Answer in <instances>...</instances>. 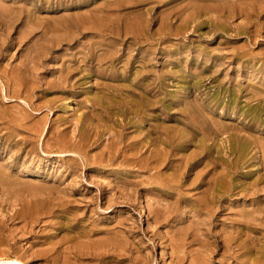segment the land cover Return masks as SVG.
I'll use <instances>...</instances> for the list:
<instances>
[{
  "label": "rangeland",
  "instance_id": "rangeland-1",
  "mask_svg": "<svg viewBox=\"0 0 264 264\" xmlns=\"http://www.w3.org/2000/svg\"><path fill=\"white\" fill-rule=\"evenodd\" d=\"M0 12H2V14L0 13V61L2 60L0 62V67H2L0 71L2 70L3 72H0V97L3 98H0V183L3 180V182L8 184L4 185L3 183V186H0V222L3 223H0V228L3 227L0 229V236L4 233L0 238V264H12L7 261V258L16 257L18 255H20L18 257L23 259L26 264H62L61 262H63V264H67L69 263V258L81 259L82 257L83 261H81L82 259H78V261L75 260V262H73L74 259L73 261L69 259L70 264H77L78 262L80 264H115L116 262V264H143L144 262L146 264H176V260L173 255L174 241L175 243H178L180 240H182V238L184 239L185 236V238H187L183 240L186 244L185 251L189 253L191 250L189 254H194L195 252L198 253V250L202 251L204 245L201 247V249L198 248V246L204 244L203 241L207 237L208 239L210 238V242L214 240V244H218V242H216L215 236H217V240H231L232 237L235 242L237 241L235 243L231 240L234 243H232V245H234L233 248L235 249H230V251L232 250L231 252L229 249H227L229 252H225V257H227L225 260L228 259V262H232L233 264H250L249 256L246 254L248 250L247 244L249 242H246L247 240L245 238L248 236L249 232V237L251 239L255 237L252 239V241L254 243L253 245H257L254 247L257 248L256 250L260 255L259 263L264 264V260H262L264 259V230H261L264 228V220H262L264 218V206L262 207V204H264V188H262L264 187V0H0ZM6 40L7 42H5ZM2 44L5 46L7 45L5 49L3 48L4 46H2ZM37 47H39V49ZM34 53L36 55L42 56V58L36 56ZM44 53L46 56L43 55ZM28 56H36L37 58L32 57V60H29L30 57L27 58ZM93 56H95L94 58L96 60L92 58ZM33 58L34 63L32 62ZM37 59L41 61H35ZM21 60L25 65L24 67H22L23 64H21ZM25 60H27L28 64L25 63ZM35 63L37 66L34 65ZM67 63L70 64L68 65ZM17 64L20 65V67ZM27 65L29 68H27ZM39 66H41V68ZM64 66L66 67L65 69ZM3 67L6 68L4 69ZM85 67L87 68L85 69ZM8 70H10L11 73ZM13 70L15 71L12 72ZM25 71L27 72L26 75ZM58 74L61 75L58 76ZM64 75H66V78ZM80 75L81 77H79ZM29 76L31 78H28ZM55 76L62 77L55 78ZM33 77L36 79V81ZM41 77L43 79L45 78L44 82H38L39 79L43 80ZM2 79H6V82ZM76 80L78 84L75 82ZM60 81L62 83H60ZM70 81L72 82L70 83ZM149 82H151L152 85H149ZM48 83H50L52 86L48 87L50 85ZM33 84L36 88L33 86ZM55 84L59 86V88L56 87ZM6 86H9V88ZM26 87L28 88L26 89ZM31 90L33 91L31 92ZM131 94L133 96H131ZM16 95L18 96L16 97ZM33 95L35 97H33ZM10 97L13 100L10 99ZM94 97L96 99H94ZM44 100L47 101L45 102ZM95 101L97 105L95 104ZM51 102H53V105ZM85 102L88 103L86 104ZM110 102L112 103L110 104ZM148 102H150V108H148ZM153 103H155V105ZM133 104L135 106L137 105V107L135 108ZM24 105L29 107H22ZM92 105H94V107ZM112 106H114V108ZM117 106L120 108L118 109ZM50 107H52V109ZM73 109L78 112H75ZM92 109L97 112L95 113ZM109 109H111L114 113H112L111 110L108 111ZM131 109H133V111ZM19 110H21V113ZM24 110L25 112H28L26 116ZM115 110L117 111L115 112ZM121 112H123V115ZM16 113L19 115L17 116ZM94 113H98L99 115L95 116ZM109 113H112V117L110 118ZM135 113H138L137 116ZM30 115H32V117ZM100 115L102 117L105 116V119L104 117L102 119ZM19 116H21V118ZM87 116H91L92 119L91 117ZM132 116L136 117L133 118ZM12 117H15L17 120ZM1 118H3V120H1ZM48 118L49 120H47ZM79 118L85 119V122L83 119L81 121ZM86 118H90L89 121ZM124 119L126 120L124 121ZM74 120L79 122H74ZM96 120L99 121L96 123ZM102 120L105 122L102 123ZM109 120L112 122H108ZM138 120H140V122ZM10 121L13 123L11 122V124ZM55 121L57 122L55 123ZM6 122L8 123L6 124ZM92 123L95 125H92ZM116 123L119 124L117 125ZM58 124L63 126H58ZM110 124H112V126ZM152 124H156L157 126H153ZM29 126H32L33 130L32 127L30 128ZM90 126L92 127L91 129ZM10 127H12V130ZM123 127H125V129ZM6 128L7 130H5ZM8 128L11 130V134H7L10 133L7 132L9 131ZM81 128L86 130H84L85 133L84 131H81ZM95 128H97V130ZM110 128L111 131H109ZM121 129H124L123 132ZM113 130L114 132H112ZM14 131L18 135H16ZM117 131H119L121 134H119ZM13 132L16 136L13 135ZM104 132H106L107 135ZM66 133L68 135H66ZM113 133H115L114 136ZM137 133H141V135H138L140 137L136 135ZM12 135L16 138H14ZM85 135L87 136L85 137ZM109 135L112 137L110 138ZM132 135L134 137H132ZM56 136L57 138H54ZM37 137L39 138L37 139ZM78 137L79 139L81 137V139L79 140ZM151 137H153L152 141ZM86 138L89 141L86 140ZM121 138H128V140L122 139L125 141V143L122 141V144L120 140ZM104 139H107L106 142H104ZM113 140L114 142L112 143ZM145 140L147 141V144ZM90 141L92 143H90ZM102 141L105 147L101 145ZM117 142H119L121 147ZM93 143L96 145V147ZM148 143L151 144L149 145ZM33 144L34 148H32ZM48 144L49 146H47ZM136 145L138 148L135 147ZM114 146L115 148H113ZM88 147L90 148L88 149ZM152 147L154 148L152 149ZM58 148L61 149L59 150ZM117 149L119 152H117ZM78 150L79 155L77 154ZM3 151H5V153H3ZM51 151L55 152L50 154ZM8 152L10 154H8ZM94 153L95 157L93 155ZM83 154L85 156H83ZM88 154L89 157L92 155L93 156L89 158L87 157ZM81 155L83 157H81ZM103 155V161L101 162V156ZM112 157L113 159H110ZM118 157H121V160ZM71 158L72 160H70ZM95 158L97 161H95ZM10 160H12L13 164ZM104 160H108L109 163L108 161L106 162ZM114 160L115 162L112 163ZM118 160L120 161L118 162ZM7 162L8 164H6ZM78 163L81 164L78 165ZM149 165L151 167H149ZM77 172L80 173L78 174ZM150 172H152V175ZM73 176H75V178L72 179ZM201 176L203 177L201 178ZM90 177H94L95 180L92 179L93 182H91ZM99 178L102 180V183ZM114 180L118 183L115 184ZM78 181L80 182L78 183ZM129 181L130 183H128ZM10 183L12 185L9 187ZM98 183H100V186ZM107 183L114 187H110V185L107 186ZM132 183L136 186L130 187L133 186ZM79 184H81V187ZM13 185L15 187H12ZM126 185L129 186L127 187ZM75 186L77 187L75 188ZM258 186L259 188L256 189ZM64 187L67 189H63ZM226 187L228 192H226ZM121 188L126 190H122ZM211 188L213 189L210 190ZM216 188H219V191ZM131 189L132 192L129 191ZM249 189L251 190L250 193L247 192ZM69 190L71 192H69ZM4 191H6V194ZM62 191H65L66 193H62ZM203 192L206 195L208 193V195L204 196L205 194ZM129 193H131V195ZM133 193L134 195L132 196ZM209 193H211V195ZM229 193L231 195H229ZM234 193H236V195ZM201 194H203L202 196H204L205 199H208H204L206 202L201 199L204 198L200 196ZM91 195L94 197V199L92 198V202ZM116 195H118V197ZM120 195L123 197V199H121L122 197H120ZM126 195L131 197L127 198ZM74 196L78 198L73 199ZM108 196L109 198H107ZM89 197L90 199H88ZM189 198H191V200ZM196 198H198V200H194ZM77 201L81 203L78 204ZM165 201L166 204H163ZM174 202H177L178 204ZM219 203L222 206H220ZM80 204H82L81 206L84 208L80 207ZM206 204L207 206H205ZM258 204L260 209L257 207ZM186 205L189 208V211L188 208L186 209ZM203 205L204 207H207L206 210L203 209L204 211L202 210ZM209 205L213 206L212 209H214V212ZM63 206L66 209L63 208ZM162 206L163 210L161 209ZM165 206L166 208H169V211H164ZM197 206L201 208L199 209ZM231 207L233 209H231ZM92 208L94 210H91ZM236 209H239L238 211H240V215ZM257 209L260 211V214L262 213V215L259 214ZM190 210L193 215L190 214ZM77 211L79 213H77ZM164 212L168 213L165 215ZM208 212L212 218L211 220L209 216L210 221L209 219H202V217H208ZM12 213L16 216V218L13 219L14 215ZM153 214L156 217L158 216V219L156 218L157 221H154L155 217L153 218ZM233 214L236 216L242 215L246 220H243L242 216H237L234 218ZM245 215L246 217H244ZM251 215L252 217H249ZM24 216L29 219L32 217L33 220H27ZM160 216L162 219H159ZM39 217L41 218L39 219ZM42 217L43 220H41ZM230 217H232L238 223H236L232 218L230 219ZM258 218L262 222L259 221ZM173 220L175 221L173 222ZM196 220L197 222H195ZM203 220H205V222ZM198 221H200L201 224H199L200 222ZM239 221L242 223L240 224ZM255 221H259L261 223L258 225L257 222L254 223ZM23 223H30L29 225L31 228L28 225L25 227V229L23 228L24 230H22L20 226L23 227ZM40 223L42 225H40ZM195 223H197V225ZM231 223H233V225ZM32 224L34 227H32ZM63 224L65 225L63 226ZM206 225H209L210 229ZM18 227L20 228V231H18ZM252 227H254L255 230ZM15 228L17 231H14ZM183 228L185 230L184 232H186L188 229L186 235L185 233L181 234V230ZM193 228L195 230L200 229L201 231L196 230L197 232H193V235L191 233V231H194ZM168 229L172 230L168 231ZM205 229L210 230V232L205 231ZM221 229H223L222 231L226 234L222 235ZM225 229L226 232L224 231ZM27 230L30 233L27 232ZM30 230L32 232L34 231L33 234ZM13 231L15 232V235ZM79 231H83V233ZM155 231L158 232L156 233ZM20 232L23 233L24 236H21ZM18 233H20V235H18ZM98 233L100 235H98ZM96 234L98 237L103 236V239L100 237H97L96 239ZM105 234L108 237H110L112 234L113 235L110 239H106L107 236ZM65 235L68 236H66V239L64 240L63 237ZM86 235H88L87 238L85 237L83 239H86L87 241H85L91 246L82 240L83 243L85 242L84 246L82 247V241L78 243V240ZM25 237L28 239H25ZM76 237H79V239ZM119 237L121 239L123 237L128 239L123 238L121 240ZM156 239L160 242L158 241V243ZM43 240H45V242ZM104 240L107 242L106 244ZM112 240H114V242ZM115 240H117V244ZM120 240L122 241V244H120ZM65 241L68 242V247H66L67 244ZM71 241L75 245L78 244L79 247L76 246L77 249L75 246L73 247ZM97 241V244L103 242L100 244V246L97 245V247H102L104 245L106 248H124L123 250L125 251H121L124 254L123 261H120V259L118 260L117 258H115L116 260L112 259L111 261L105 262L103 259H91L93 255L92 253L89 254V251L92 252V249L94 248L90 242H94L93 246L96 248ZM123 243L125 245L131 244L130 246L128 245L129 247L125 248ZM51 244L53 245L51 246ZM63 244L67 249H63ZM133 244H136L134 247L137 246L138 250L136 248H131ZM196 244H198V246ZM214 244L213 247L215 249L221 245L218 244L217 247V245ZM71 247L73 248L70 249ZM69 250L71 251L69 252ZM29 251L35 252V256ZM222 251L224 250L221 249L220 253ZM216 252H218V249L214 253L216 254ZM232 252L234 253V257L230 258L229 253ZM54 253L56 254L54 255ZM197 253L194 254V256H197ZM81 255L83 256L81 257ZM131 255L135 256L132 258ZM187 256L188 257L184 259V261L187 259L184 264H188L186 262L189 261V258H191L188 254ZM221 256L222 255L220 254L215 255L213 264H222L219 261ZM58 258L60 260L57 261ZM196 258L198 260L199 256ZM134 259H137V261ZM90 260L94 261V263Z\"/></svg>",
  "mask_w": 264,
  "mask_h": 264
},
{
  "label": "bare ground",
  "instance_id": "bare-ground-1",
  "mask_svg": "<svg viewBox=\"0 0 264 264\" xmlns=\"http://www.w3.org/2000/svg\"><path fill=\"white\" fill-rule=\"evenodd\" d=\"M5 9H6V8H5ZM7 11H8V8H7ZM7 11H6V12H7ZM4 12H5V11H4ZM0 13L2 14V12H0ZM3 14H4V13H3ZM3 16H4V15H3ZM4 18H5V16H4ZM8 18H9V17H8ZM26 19H27V18H26ZM14 20H15V19H14ZM26 22H27V21H26ZM22 24H23V23H22ZM27 24H28V23H27ZM24 25H25V24H24ZM3 26H4V24H3ZM23 27H24V26H23ZM23 27H22V28H23ZM21 30H22V29H21ZM20 34H21V33H20ZM2 35H3V34H2ZM7 36H8V35H7ZM17 38H18V37H17ZM1 39H2V38H1ZM23 39H24V38H23ZM23 39H22V40H23ZM3 40H4V39H3ZM3 40H2V41H3ZM22 40H21V41H22ZM5 42H7V40H6ZM13 43H14V42H13ZM13 43H12V44H13ZM4 44H5V43H4ZM9 45H10V44H9ZM38 45H39V44H38ZM2 46H4L3 48L5 49V47H6L7 45L5 46V45L2 44ZM25 46H26V45H25ZM35 46H36V45H35ZM40 46H41V45H40ZM0 47H1V46H0ZM103 47H104V46H103ZM22 48H23V47H22ZM24 48H25V47H24ZM37 48L39 49V47H37ZM11 50H12V49H11ZM40 50H41V48H40ZM0 51H1V50H0ZM8 51H9V50H8ZM4 52H5V51H4ZM4 52H3V53H4ZM6 52H7V51H6ZM39 52H40V51H39ZM92 52H93V51H92ZM0 53H1V52H0ZM36 53H37V51H36ZM46 53H47V52H46ZM4 54H6V53H4ZM34 54H35V53H34ZM39 54H40V53H39ZM97 54H99V53H97ZM35 55H36V54H35ZM43 55L46 56L45 53H44ZM106 55H107V54H106ZM108 55H109V54H108ZM0 56H1V55H0ZM6 56H7V55H6ZM23 56H24V53H23ZM23 56H22V57H23ZM36 56H39V55H36ZM36 56H32V57H36ZM51 56H52V55H51ZM88 56H89V55H88ZM100 56H101V55H100ZM3 57H5V56H3ZM25 57H26V56H25ZM25 57H24V59H25ZM29 57H30V56H28L27 58H29ZM32 57H30L29 60H30V59L32 60ZM39 57L42 58V56H39ZM94 57H95V56H93L92 58L95 59ZM102 57H103V55H102ZM105 57H107V56H105ZM36 58H37V57H36ZM0 59H1V58H0ZM24 59H23V60H24ZM44 59H45V58H44ZM84 59H86V58H84ZM98 59H99V58H98ZM13 60H14V59H13ZM38 60H39V59H37V60H35V61H38ZM89 60H90V59H89ZM91 60H92V59H91ZM95 60H96V59H95ZM1 61H2V60H1ZM1 61H0V62H1ZM11 61H12V60H11ZM21 61H22V60H21ZM39 61H41V60H39ZM86 61H87V60H86ZM30 62H31V61H30ZM32 62L34 63V58H33V61H32ZM43 62H44V61H43ZM89 62H90V61H89ZM25 63L28 64L27 60H25ZM41 63H42V62H41ZM41 63H40V64H41ZM93 63H94V62H93ZM151 63H152V62H151ZM21 64H23V61L21 62ZM67 64H68V63H67ZM69 64H70V63H69ZM69 64H68V65H69ZM17 65H18V64H17ZM34 65L37 66L36 63H35ZM34 65H33V66H34ZM18 66L20 67V65H18ZM24 66H25V65L23 64L22 67H24ZM58 66H59V65H58ZM65 66H66V65H65ZM65 66H64V69L66 68ZM39 67L41 68V66H39ZM56 67H57V66H56ZM76 67H77V65H76ZM1 68H2V67H0V69H1ZM3 68L5 69L6 67H3ZM27 68H29L28 65H27ZM36 68H37V67H36ZM40 68H39V69H40ZM62 68H63V67H62ZM71 68H72V66H71ZM73 68H74V67H73ZM77 68H78V67H77ZM86 68H87V67H85V69H86ZM4 69H3V71H4ZM8 69H11V68H8ZM15 69H16V67H15ZM18 69H19V68H18ZM51 69H52V68H51ZM53 69H54V68H53ZM64 69H63V70H64ZM68 69H70V68H68ZM6 70H7V69H6ZM19 70H20V69H19ZM25 70H27V69H25ZM70 70H71V69H70ZM8 71L11 73L10 70H8ZM14 71H15V70H13L12 72H14ZM17 71H18V70H17ZM31 71H32V69H31ZM36 71H37V70H36ZM51 71H53V70H51ZM58 71H59V69H58ZM66 71H67V69H66ZM0 72H2V70H1ZM18 72H20V71H18ZM18 72H17V73H18ZM60 72H61V71H60ZM2 73H3V72H2ZM15 73H16V72H15ZM15 73H14V76H15ZM26 73H27V72L25 71V75H26ZM41 73H42V71H41ZM7 74H8V73H7ZM31 74H32V73H31ZM62 74H63V73H62ZM71 74H72V73H71ZM260 74H261V73H260ZM10 75H11V74H10ZM12 75H13V74H12ZM18 75H19V74H18ZM56 75H57V74H56ZM59 75H61V74H58V76H59ZM87 75H88V74H87ZM149 75H150V74H149ZM33 76H34V75H33ZM58 76H55V78L58 77ZM62 76H63V75H62ZM62 76H60V77H62ZM65 76H66V75H64V77H65ZM73 76H74V75H73ZM75 76H76V75H75ZM8 77H9V75H8ZM11 77H12V76H11ZM11 77H10V78H11ZM60 77H58V78H60ZM64 77H63V78H64ZM69 77H70V76H69ZM77 77H78V76H77ZM79 77H81V75H80ZM86 77H87V76H86ZM252 77H254V76H252ZM0 78H1V77H0ZM2 78H4V77H2ZM5 78H6V77H5ZM10 78H9V79H10ZM12 78H13V77H12ZM28 78H31V77L29 76ZM33 78H34V77H33ZM38 78H40V77H38ZM41 78H42V77H41ZM46 78H47V77H46ZM65 78H66V77H65ZM151 78H152V77H151ZM42 79H43V78H42ZM44 79H45V78H44ZM44 79H43V80H40V79H39L38 82H40V81H43V82H44ZM53 79H54V78H53ZM77 79H78V78H77ZM123 79H124V78H123ZM0 80H1V79H0ZM2 80H3V79H2ZM5 80H6V79H5ZM5 80H3V81H5ZM14 80H15V79H14ZM17 80H18V79H17ZM28 80H30V79H28ZM34 80L36 81L35 78H34ZM48 80H49V79H48ZM57 80H58V79H57ZM61 80H62V79H61ZM72 80H73V79H72ZM80 80H81V79H80ZM150 80H151V79H150ZM18 81H19V80H18ZM24 81H26V80H24ZM35 81H34V82H35ZM49 81H51V80H49ZM63 81H64V80H63ZM123 81H124V80H123ZM5 82H6V81H5ZM9 82H10V81H9ZM9 82H8V83H9ZM12 82H13V81H12ZM31 82H32V81H31ZM58 82H59V81H58ZM68 82H69V81H68ZM71 82H72V81H70V83H71ZM75 82L77 83V80H76ZM104 82H105V81H104ZM0 83H1V82H0ZM32 83H33V82H32ZM60 83H62V82L60 81ZM149 83H150L149 85H152L151 82H149ZM10 84H11V82H10ZM10 84H9V85H10ZM26 84H27V83H26ZM28 84H30V83H28ZM35 84H36V83H35ZM39 84H40V83H39ZM44 84H45V83H44ZM48 84H50V83H48ZM65 84H66V83H65ZM77 84H78V83H77ZM77 84H75V85H77ZM100 84H101V83H100ZM4 85H5V84H4ZM6 85H7V84H6ZM31 85H32V84H31ZM31 85H30V86H31ZM37 85H38V83H37ZM42 85H43V84H42ZM55 85H56V84H55ZM59 85H61V84H59ZM72 85H73V83H72ZM75 85H74V86H75ZM104 85H105V84H104ZM121 85H122V84H121ZM124 85H125V84H124ZM124 85H123V86H124ZM136 85H137V84H136ZM2 86H3V84H2ZM16 86H17V84H16ZM33 86L35 87L34 84H33ZM50 86H52V85L50 84L48 87H50ZM77 86H78V85H77ZM119 86H120V85H119ZM138 86H139V85H138ZM3 87H4V86H3ZM6 87L9 88V86H6ZM17 87H18V86H17ZM24 87H25V86H24ZM42 87H43V86H42ZM45 87H46V86H45ZM54 87H55V86H54ZM54 87H53V88H54ZM56 87L59 88V86H57V85H56ZM63 87H64V86H63ZM75 87H76V86H75ZM103 87H104V86H103ZM106 87H107V86H106ZM125 87H126V86H125ZM139 87H140V86H139ZM146 87H147V86H146ZM27 88H28V87H26V89H27ZM35 88H36V87H35ZM135 88H136V87H135ZM47 89H48V88H47ZM64 89H65V88H64ZM70 89H71V88H70ZM100 89H101V88H100ZM120 89H121V88H120ZM137 89H138V88H137ZM152 89H153V88H152ZM11 90H12V89H11ZM24 90H25V88H24ZM34 90H35V89H34ZM50 90H51V89H50ZM74 90H75V89H74ZM76 90H77V89H76ZM97 90H98V89H97ZM124 90H125V89H124ZM131 90H132V89H131ZM138 90H139V89H138ZM0 91H1V90H0ZM2 91H3V90H2ZM9 91H10V90H9ZM32 91H33V90H31V92H32ZM43 91H44V90H43ZM56 91H57V90H56ZM69 91H70V90H69ZM77 91H78V90H77ZM102 91H103V89H102ZM147 91H148V90H147ZM149 91H150V90H149ZM26 92H27V91H26ZM52 92H53V91H52ZM118 92H119V91H118ZM126 92H127V91H126ZM28 93H29V92H28ZM36 93H37V92H36ZM39 93H40V92H39ZM41 93H42V92H41ZM97 93H98V92H97ZM105 93H106V92H105ZM34 94H35V93H34ZM107 94H108V93H107ZM107 94H106V95H107ZM118 94H119V93H118ZM122 94H123V93H122ZM146 94H148V93H146ZM152 94H153V93H152ZM257 94H258V92H257ZM263 94H264V93H263ZM3 95H4V94H3ZM9 95H11V94H9ZM9 95H8V96H9ZM35 95H36V94H35ZM41 95H42V94H41ZM53 95H54V94H53ZM62 95H63V94H62ZM155 95H156V94H155ZM1 96H2V95H1ZM11 96H12V95H11ZM17 96H18V95H16V97H17ZM22 96H23V95H22ZM24 96H25V95H24ZM26 96H27V95H26ZM67 96H68V95H67ZM74 96H75V95H74ZM94 96H95V95H94ZM104 96H105V95H104ZM120 96H121V95H120ZM126 96H127V95H126ZM131 96H133V95L131 94ZM149 96H150V95H149ZM33 97H35V96L33 95ZM48 97H49V95H48ZM57 97H58V96H57ZM0 98H1V97H0ZM5 98H6V97H5ZM13 98H14V97H13ZM20 98H21V97H20ZM30 98H31V97H30ZM30 98H29V99H30ZM45 98H46V96H45ZM105 98L108 99L107 97H105ZM110 98H112V97H110ZM151 98H154V97H151ZM1 99H3V98H1ZM1 99H0V100H1ZM10 99H12V98L10 97ZM15 99H16V98H15ZM15 99H14V100H15ZM32 99H33V98H32ZM39 99H40V98H39ZM94 99H96V98L94 97ZM99 99H100V98H99ZM99 99H98V100H99ZM120 99H121V98H120ZM6 100H7V99H6ZM6 100H5V101H6ZM8 100H9V99H8ZM12 100H13V99H12ZM22 100H24V99H22ZM26 100H28V99H26ZM26 100H25V101H26ZM68 100H69V99H68ZM92 100H93V99H92ZM92 100H91V101H92ZM101 100H102V98H101ZM31 101H32V100H31ZM39 101H40V100H39ZM44 101H45V100H44ZM46 101H47V100H46ZM46 101H45V102H46ZM91 101H90V102H91ZM124 101H125V100H124ZM130 101H131V100H130ZM29 102H30V101H29ZM36 102H38V101H36ZM67 102H69V101H67ZM97 102H99V101H97ZM4 103H5V102H4ZM6 103H7V102H6ZM32 103H34V102H32ZM39 103H40V102H39ZM43 103H44V102H43ZM48 103H50V102H48ZM55 103H56V102H55ZM55 103H54V104H55ZM61 103H62V102H61ZM85 103H86V102H85ZM87 103H88V102H87ZM87 103H86V104H87ZM111 103H112V102H110V104H111ZM115 103H116V102H115ZM148 103H149L148 108H150V107H151V106H150V102H148ZM25 104H26V103H25ZM34 104H35V103H34ZM51 104L53 105V102H51ZM82 104H83V103H82ZM95 104H96V101H95ZM126 104H128V103H126ZM151 104H152V103H151ZM153 104L155 105V103H153ZM26 105H27V104H26ZM38 105L41 106L40 104H38ZM47 105H48V104H47ZM59 105H60V104H59ZM61 105H62V104H61ZM73 105H74V104H73ZM83 105H84V104H83ZM96 105H97V104H96ZM124 105H125V103H124ZM133 105H134V104H133ZM33 106H34V105H33ZM45 106H46V105H45ZM49 106H50V105H49ZM55 106H56V105H55ZM75 106H76V105H75ZM88 106H89V105H88ZM92 106L94 107V105H92ZM118 106H119V105H118ZM118 106H117V108L119 109L120 107H118ZM120 106H122V105H120ZM149 106H150V107H149ZM22 107H26V106L24 105V106H22ZM27 107H29V106H27ZM27 107H26V108H27ZM36 107H37V106H36ZM46 107H47V106H46ZM106 107H107V106H106ZM106 107H105V109H106ZM109 107H110V106H109ZM109 107H108V108H109ZM112 107L114 108V106H112ZM130 107H131V105H130ZM134 107L136 108L137 105H136V106L134 105ZM19 108H20V107H19ZM26 108H25V109H26ZM37 108H38V107H37ZM50 108L52 109V107H50ZM50 108H48V109H50ZM82 108H83V107H82ZM86 108H88V107H86ZM102 108H103V107H102ZM117 108H116V109H117ZM123 108H126V107H123ZM138 108H139V107H138ZM146 108H147V107H146ZM17 109H18V108H17ZM28 109H29V108H28ZM44 109H45V107H44ZM56 109H58V108H56ZM56 109H55V110H56ZM71 109H72V108H71ZM79 109H80V108H79ZM93 109H94V108H93ZM93 109H92V110H93ZM121 109H122V108H121ZM121 109H120V110H121ZM126 109H128V108H126ZM154 109H155V108H154ZM0 110H1V109H0ZM26 110H27V109H26ZM29 110H30V109H29ZM46 110H47V109H46ZM73 110H74V109H73ZM95 110H96V109H95ZM103 110H104V109H103ZM110 110H111V109H109L108 111H110ZM123 110H124V109H123ZM131 110L133 111V109H131ZM2 111H4V110H2ZM5 111H6V110H5ZM20 111H21V110H19V112H20ZM35 111H37V110H35ZM74 111H75V110H74ZM93 111H94V110H93ZM98 111H99V110H98ZM108 111H107V114H108ZM111 111H112V110H111ZM116 111H117V110H115V112H116ZM12 112H13V111H12ZM33 112H34V111H33ZM46 112H47V111H46ZM75 112H78V111H75ZM86 112H87V111H86ZM89 112H90V110H89ZM94 112H95V111H94ZM96 112H97V111H96ZM96 112H95V113H96ZM102 112H103V111H102ZM104 112H105V110H104ZM123 112H124V111H123ZM123 112H121L122 115H123ZM149 112H150V111H149ZM20 113H21V112H20ZM24 113H26V114H25V116H26L28 112H25V110H24ZM24 113H23V115H24ZM40 113H41V111H40ZM52 113H53V112H52ZM70 113H71V112H70ZM95 113H94V114H95ZM112 113H114V112L112 111ZM112 113H111V114H112ZM124 113H125V112H124ZM139 113H140V112H139ZM151 113H152V112H151ZM76 114H77V113H76ZM80 114H81V113H80ZM100 114H101V113H100ZM102 114H105V113H102ZM109 114H110V113H109ZM111 114H110L109 118L112 117ZM127 114H128V113H127ZM135 114H136V113H135ZM137 114H138V113H137ZM137 114H136V116H137ZM16 115H17V113H16ZM18 115H19V114H18ZM18 115H17V116H18ZM35 115H36V114H35ZM66 115H67V114H66ZM78 115H79V114H78ZM87 115H88V113H87ZM92 115H93V112H92ZM96 115L98 116L99 114L97 113V114H95V116H96ZM113 115H114V114H113ZM119 115H120V114H119ZM154 115H155V114H154ZM5 116H6V115H5ZM17 116H15V117H17ZM30 116L32 117V115H30ZM71 116H72V115H71ZM75 116H76V115H75ZM79 116H80V115H79ZM128 116H129V114H128ZM136 116H135V117H136ZM15 117H12V118H15ZM19 117L21 118V116H19ZM23 117H24V116H23ZM28 117H29V116H28ZM46 117H47V116H46ZM62 117H63V116H62ZM64 117H65V116H64ZM76 117H77V116H76ZM87 117H91V116H87ZM100 117H102V116L100 115ZM103 117H104V119H105V116H103ZM103 117H102V119H103ZM117 117H118V116H117ZM121 117H123V116H121ZM132 117H133V116H132ZM132 117H131V118H132ZM135 117H133V118H135ZM150 117H152V116H150ZM8 118H9V117H8ZM44 118H45V117H44ZM65 118H66V117H65ZM69 118H70V117H69ZM77 118H78V117H77ZM131 118H130V121H131ZM15 119H16V118H15ZM25 119H26V117H25ZM63 119H64V118H63ZM75 119H76V118H75ZM79 119H80V118H79ZM82 119H83V118H82ZM82 119H80V120L82 121ZM86 119H87V118H86ZM89 119H90V118H89ZM89 119H87V120L89 121ZM91 119H92V117H91ZM122 119H123V118H122ZM137 119H138V118H137ZM1 120H3V118H1ZM10 120H11V118H10ZM16 120H17V119H16ZM20 120H21V119H20ZM47 120H49V118H48ZM58 120H59V118H58ZM72 120H73V119H72ZM72 120H71V122H72ZM77 120H78V119H77ZM77 120H74V122H76ZM83 120H84V122H85V119H83ZM100 120H101V119H100ZM107 120H108V119H107ZM107 120H106V121H107ZM111 120H113V119H111ZM114 120H115V119H114ZM118 120H119V119H118ZM125 120H126V119H124V121H125ZM6 121H7V120H6ZM36 121H37V120H36ZM44 121H45V119H44ZM61 121H62V120H61ZM61 121H60V122H61ZM64 121H65V120H64ZM66 121H67V119H66ZM69 121H70V120H69ZM90 121H91V120H90ZM98 121H99V120H98ZM98 121L96 120V123H97ZM121 121H122V120H121ZM138 121L140 122V120H138ZM147 121H148V120H147ZM11 122H12V121H10V123H11ZM14 122H15V121H14ZM18 122H19V121H18ZM29 122H30V121H29ZM38 122H39V121H38ZM47 122H48V121H47ZM56 122H57V121H55V123H56ZM67 122H68V121H67ZM77 122H79V121H77ZM93 122H94V121H93ZM100 122H101V121H100ZM103 122H105V121L102 120V123H103ZM108 122H112V121L109 120ZM128 122H129V119H128ZM136 122H137V121H136ZM139 122H138V123H139ZM151 122H152V121H151ZM155 122H157V121H155ZM7 123H8V122H6V124H7ZM12 123H13V122H12ZM12 123H11V124H12ZM20 123H21V122H20ZM22 123H23V121H22ZM27 123H28V122H27ZM50 123H51V122H50ZM55 123H54V124H55ZM82 123H83V122H82ZM94 123H95V122H94ZM113 123H114V122H113ZM0 124H1V123H0ZM23 124H24V123H23ZM66 124H67V123H66ZM83 124H84V123H83ZM89 124H91V123H89ZM116 124H117V123H116ZM118 124H119V123H118ZM118 124H117V125H118ZM120 124H121V123H120ZM125 124H126V123H125ZM21 125H22V124H21ZM26 125H28V124H26ZM26 125H25V126H26ZM30 125H31V124H30ZM52 125H53V124H52ZM74 125H75V124H74ZM92 125H95V124L92 123ZM104 125H105V123H104ZM108 125H109V124H108ZM110 125L112 126V124H110ZM113 125H114V124H113ZM117 125H116V126H117ZM150 125H151V124H150ZM150 125H149V126H150ZM152 125H153V124H152ZM154 125H156V124H154ZM154 125H153V126H154ZM2 126H4V125H2ZM2 126H1V127H2ZM8 126H9V125H8ZM19 126H20V125H19ZM56 126H57V125H56ZM58 126H61V125L58 124ZM58 126H57V127H58ZM62 126H63V125H62ZM62 126H61V127H62ZM78 126H79V125H78ZM102 126H103V125H102ZM102 126H101V127H102ZM125 126H126V125H125ZM129 126H130V125H129ZM156 126H157V125H156ZM29 127H30V126H29ZM31 127H32V126H31ZM31 127H30V128H31ZM42 127H43V126H42ZM49 127H50V126H49ZM49 127H48V128H49ZM57 127H56V128H57ZM66 127H67V126H66ZM118 127H119V126H118ZM121 127H122V126H121ZM127 127H128V126H127ZM11 128H12V127H10V129H11ZM14 128H15V127H14ZM16 128H17V127H16ZM67 128H68V127H67ZM73 128H74V127H73ZM86 128H87V127H86ZM91 128H92V127L90 126V129H91ZM106 128H107V124H106ZM106 128H105V129H106ZM113 128H114V127H113ZM119 128H120V127H119ZM123 128L125 129V127H123ZM3 129H4V128H3ZM75 129H76V128H75ZM81 129H82V128H81ZM88 129H89V127H88ZM95 129L97 130V128H95ZM115 129H116V128H115ZM124 129H121L122 132H123ZM5 130H7V128H6ZM8 130H9V128H8ZM11 130H12V129H11ZM11 130H9V131H7V132H10ZM15 130H16V129H15ZM20 130H21V129H20ZM32 130H33V127H32ZM63 130H64V129H63ZM65 130H66V129H65ZM84 130H85V129H84ZM84 130L82 129L81 131H84ZM108 130H109V129H108ZM149 130H150V129H149ZM0 131H1V130H0ZM42 131H43V130H42ZM56 131H58V130H56ZM66 131H67V130H66ZM77 131H78V130H77ZM85 131H86V130H85ZM85 131H84V133H85ZM89 131H90V130H89ZM109 131H111V128H110ZM109 131H108V132H109ZM119 131H120V130H119ZM119 131H117V132L119 133ZM138 131H139V130H138ZM158 131H159V130H158ZM2 132H3V131H2ZM14 132H15V131H14ZM14 132H13V135H15ZM44 132H45V131H44ZM60 132H61V131H60ZM63 132H65V131H63ZM63 132H62V133H63ZM95 132H96V131H95ZM95 132H93V133H95ZM99 132H100V131H99ZM112 132H114V130H113ZM112 132H111V134H112ZM5 133H6V132H5ZM15 133H16V132H15ZM23 133H24V132H23ZM55 133H56V132H55ZM78 133H81V132H78ZM104 133L107 135L106 132H104ZM141 133H143V132H141ZM141 133H137L136 135H137V136H138V135H141ZM2 134H3V133H2ZM7 134H11V132H10V133H7ZM7 134H6V135H7ZM28 134H30V133H28ZM42 134H43V133H42ZM60 134H61V133H60ZM76 134H77V132H76ZM82 134H83V133H82ZM82 134H81V135H82ZM86 134H87V133H86ZM108 134H109V133H108ZM111 134H110V135H111ZM119 134H121V133H119ZM149 134H150V133H149ZM13 135H12V136H13ZM16 135H18V134L16 133ZM16 135H15V136H16ZM47 135H48V134H47ZM64 135H65V134H64ZM66 135H68V134L66 133ZM95 135H96V134H95ZM110 135H109V137H110ZM114 135H115V133H113V136H114ZM134 135H135V134H134ZM9 136H10V135H9ZM15 136H13V137L16 138ZM20 136H21V135H20ZM32 136H33V135H32ZM34 136H35V135H34ZM73 136H74V135H73ZM86 136H87V135H85V137H86ZM91 136H93V135H91ZM91 136H90V137H91ZM124 136H126V135H124ZM137 136H136V137H137ZM81 137H83V136H81ZM81 137H80V139H81ZM93 137H94V136H93ZM93 137H92V138H93ZM111 137H112V136H111ZM111 137H110V138H111ZM132 137H134V136L132 135ZM138 137H140V136H138ZM138 137H137V138H138ZM6 138H7V137H6ZM23 138H24V137H23ZM38 138H39V137H37V139H38ZM54 138H57V136L54 137ZM62 138H63V137H62ZM71 138H72V136H71ZM83 138H84V137H83ZM98 138H100V137H98ZM101 138H102V136H101ZM103 138H104V137H103ZM105 138H106V137H105ZM117 138H118V137H117ZM152 138H153V137H151V141H152ZM24 139H25V138H24ZM33 139H34V138H33ZM74 139H75V138H74ZM78 139H79V137H78ZM80 139H79V140H80ZM88 139H89V137H88ZM88 139L86 138V140H88ZM94 139H95V138H94ZM94 139H93V140H94ZM96 139H97V138H96ZM122 139H125V138H121V139H120V140H121V143H122V141H123ZM138 139H139V138H138ZM142 139H143V138H142ZM22 140H23V139H22ZM29 140H30V139H29ZM43 140H44V139H43ZM50 140H52V139H50ZM59 140H60V139H59ZM59 140H58V141H59ZM93 140H92V142H93ZM98 140H99V139H98ZM104 140H105L104 142H106L107 139H104ZM125 140H128V138L125 139ZM139 140H140V139H139ZM143 140H144V139H143ZM153 140H154V139H153ZM6 141H7V140H6ZM15 141H16V140H15ZM23 141H24V140H23ZM73 141H74V140H73ZM88 141H89V140H88ZM88 141H87V142H88ZM110 141H111V139H110ZM117 141H119V140H117ZM145 141H146V140H145ZM9 142H10V140H9ZM11 142H12V141H11ZM21 142H22V141H21ZM24 142H25V141H24ZM28 142H29V141H28ZM28 142H27V143H28ZM56 142H57V141H56ZM82 142H83V141H82ZM92 142L90 141V143H92ZM96 142H98V141H96ZM113 142H114V140L112 141V143H113ZM123 142L125 143V141H123ZM133 142H134V141H133ZM138 142H140V141H138ZM149 142H150V141H149ZM155 142H156V141H155ZM6 143H7V142H6ZM15 143H16V142H15ZM19 143H20V142H19ZM27 143H25V144H27ZM37 143H38V142H37ZM42 143H43V142H42ZM49 143H50V142H49ZM73 143H74V142H73ZM80 143H81V142H80ZM88 143H89V142H88ZM94 143H95V141H94ZM94 143H93V144H94ZM102 143H103V141H102ZM102 143H101V145L105 147L104 143H103V144H102ZM117 143H118V145H119V142H117ZM12 144H13V143H12ZM34 144H35V143H34ZM34 144H33V147H32V148H34ZM58 144H59V143H58ZM82 144H83V143H82ZM93 144H92V146H93ZM97 144H98V143H97ZM105 144H106V143H105ZM122 144H123V143H122ZM126 144H127V143H126ZM144 144H145V143H144ZM146 144H147V141H146ZM146 144H145V145H146ZM148 144L150 145L151 143H148ZM1 145H3V144H1ZM18 145H19V144H18ZM20 145H21V144H20ZM29 145H30V144H29ZM31 145H32V144H31ZM37 145H38V144H37ZM73 145H74V144H73ZM73 145H72V146H73ZM88 145H89V144H88ZM112 145H113V144H112ZM112 145H111V147H112ZM115 145H116V144H115ZM127 145H128V144H127ZM129 145H130V144H129ZM134 145H135V143H134ZM4 146H5V145H4ZM9 146H10V145H9ZM47 146H49V144H48ZM65 146H66V145H65ZM94 146L96 147L95 144H94ZM99 146H100V145H99ZM99 146H98V148H99ZM119 146H120V145H119ZM200 146H201V145H200ZM26 147H27V146H26ZM40 147H41V146H40ZM56 147H57V146H56ZM61 147H62V146H61ZM81 147H82V146H81ZM90 147H91V146H90ZM90 147H88V149H89ZM106 147H107V146H106ZM117 147H118V146H117ZM120 147H121V146H120ZM132 147H133V145H132ZM135 147L138 148L137 145H136ZM142 147H143V146H142ZM21 148H22V146H21ZM21 148H20V149H21ZM30 148H31V147H30ZM50 148H51V147H50ZM93 148H94V147H93ZM113 148H115V146H114ZM153 148H154V147H152V149H153ZM1 149H2V148H1ZM8 149H9V148H8ZM10 149H11V148H10ZM22 149H23V148H22ZM22 149H21V150H22ZM37 149H38V148H37ZM39 149H40V148H39ZM41 149H42V148H41ZM58 149H59V148H58ZM60 149H61V148H60ZM60 149H59V150H60ZM108 149H109V147H108ZM119 149H120V148H119ZM122 149H123V148H122ZM203 149H204V148H203ZM3 150H4V149H3ZM5 150H6V149H5ZM18 150H19V149H18ZM48 150H49V148H48ZM65 150H67V149H65ZM96 150H97V149H96ZM100 150H101V149H100ZM105 150H106V149H105ZM11 151H13V150H11ZM28 151H29V150H28ZM38 151H39V150H38ZM41 151H42V150H41ZM46 151H47V150H46ZM63 151H64V149H63ZM63 151H61V152H63ZM103 151H104V150H103ZM110 151H111V150H110ZM110 151H108V152L111 153ZM125 151H126V150H125ZM125 151H124V152H125ZM16 152H17V151H16ZM25 152H26V151H25ZM31 152H32V151H31ZM39 152H40V151H39ZM39 152H38V153H39ZM54 152H55V151H53V152L51 151L50 154H51V153H54ZM56 152H57V151H56ZM65 152H67V151H65ZM81 152H83V151H81ZM91 152H92V150H91ZM91 152H90V153H91ZM96 152H97V151H96ZM96 152H95V153H96ZM117 152H119L118 149H117ZM3 153H5V151H3ZM18 153H19V152H18ZM48 153H49V152H48ZM70 153H71V152H70ZM78 153H79V150H78L77 154H78ZM84 153H87V152H84ZM95 153L93 154L94 157H95ZM113 153H114V152H113ZM115 153H116V152H115ZM6 154H7V151H6ZM8 154H10V153L8 152ZM13 154H14V153H13ZM68 154H69V153H68ZM97 154H98V153H97ZM122 154H123V153H122ZM58 155H59V154H58ZM78 155H79V154H78ZM93 155H92V156H93ZM105 155H106V154H105ZM132 155H133V154H132ZM148 155H149V154H148ZM10 156H11V155H10ZM75 156H76V155H75ZM75 156H74V157H75ZM83 156H85V155L83 154ZM83 156L81 155V157H83ZM92 156H90V157H92ZM98 156H99V154H98ZM107 156H108V155H107ZM107 156H106V157H107ZM117 156H118V155H117ZM1 157H2V156H1ZM6 157H7V156H6ZM11 157H12V156H11ZM11 157H10V158H11ZM63 157H64V155H63ZM69 157H70V156H69ZM76 157H77V156H76ZM87 157H89V154H88ZM90 157H89V158H90ZM94 157H93V158H94ZM96 157H97V156H96ZM102 157H104V155L101 156V162L103 161V160H102ZM113 157H114V156H113ZM113 157L110 158V159H113ZM125 157H126V156H125ZM134 157H136V156H134ZM61 158H62V157H61ZM78 158H79V156H78ZM85 158H86V157H85ZM118 158L121 160V157H118ZM118 158H116V159H118ZM128 158H129V156H128ZM137 158H138V157H137ZM1 159H3V158H1ZM68 159H69V158H68ZM75 159H76V158H75ZM80 159H81V158H80ZM83 159H84V158H83ZM106 159H107V158H106ZM151 159H153V158H151ZM70 160H72V158H71ZM84 160H85V159H84ZM120 160H118V162H119ZM127 160H128V159H127ZM135 160H136V159H135ZM143 160H144V159H143ZM143 160H141V161H143ZM148 160H149V159H148ZM10 161H11V163H12V160H10ZM68 161H69V160H68ZM82 161H83V160H82ZM95 161H97L96 158H95ZM95 161H93V162H95ZM99 161H100V160H99ZM104 161H106V160H104ZM107 161H108V160H107ZM107 161H106V162H107ZM19 162H20V161H19ZM86 162H87V160H86ZM113 162H115V160L112 161V163H113ZM121 162H122V161H121ZM128 162H129V161H128ZM134 162H135V161H134ZM136 162H137V161H136ZM139 162H140V161H139ZM149 162H150V161H149ZM76 163H77V162H76ZM76 163H75V164H76ZM91 163H92V162H91ZM108 163H109V161H108ZM108 163H107V164H108ZM116 163H117V162H116ZM116 163H115V164H116ZM123 163H124V162H123ZM125 163H126V162H125ZM6 164H8V162H7ZM12 164H13V163H12ZM16 164H17V163H16ZM67 164H68V163H67ZM71 164H72V162H71ZM79 164H81V163H78V165H79ZM85 164H87V163H85ZM105 164H106V163H105ZM110 164H111V163H110ZM115 164H114V165H115ZM64 165H65V164H64ZM83 165H84V164H83ZM83 165H82V166H83ZM91 165H92V164H91ZM94 165H95V164H94ZM108 165H109V164H108ZM114 165H113V166H114ZM117 165H118V164H117ZM126 165H127V164H126ZM146 165H148V164H146ZM0 166H1V165H0ZM10 166H11V165H10ZM14 166H16V165H14ZM67 166H68V165H67ZM80 166H81V165H80ZM101 166H102V165H101ZM155 166H156V165H155ZM188 166H189V165H188ZM74 167H75V165H74ZM77 167H78V166H77ZM90 167H91V166H90ZM108 167H109V166H108ZM110 167H111V165H110ZM147 167H148V166H147ZM149 167H151V166L149 165ZM149 167H148V168H149ZM2 168H3V166H2ZM6 168H8V167H6ZM6 168H5V169H6ZM71 168H72V167H71ZM84 168H85V167H84ZM99 168H100V167H99ZM105 168H106V167H105ZM134 168H135V167H134ZM152 168H153V167H152ZM156 168H157V166H156ZM0 169H1V167H0ZM85 169H86V168H85ZM107 169H108V168H107ZM9 170H12V169H9ZM65 170H66V169H65ZM78 170H79V169H78ZM78 170H77V171H78ZM82 170H83V169H82ZM110 170H111V169H110ZM136 170H137V169H136ZM7 171H8V170H7ZM68 171H70V170H68ZM84 171H85V170H84ZM231 171H232V170H231ZM2 172H3V171H2ZM75 172H76V171H75ZM80 172H81V171H80ZM80 172H79V173H80ZM121 172H122V171H121ZM132 172H133V171H132ZM201 172H202V171H201ZM0 173H1V172H0ZM4 173H8V172H4ZM62 173H63V172H62ZM77 173H78V172H77ZM77 173H76V174H77ZM79 173H78V174H79ZM83 173H84V172H83ZM89 173H90V172H89ZM98 173H99V172H98ZM113 173H114V172H113ZM150 173H151V175H152V172H150ZM153 173H154V172H153ZM185 173H186V172H185ZM12 174H13V172H12ZM12 174H10V175H12ZM16 174H17V173H16ZM69 174H71V173H69ZM85 174H86V173H85ZM92 174H93V173H92ZM127 174H128V173H127ZM129 174H130V173H129ZM131 174H132V173H131ZM202 174H203V173H202ZM7 175H8V174H7ZM7 175H6V177H7ZM67 175H68V174H67ZM230 175H231V174H230ZM232 175H233V174H232ZM70 176H71V175H70ZM79 176H82V175H79ZM83 176H84V175H83ZM155 176H156V175H155ZM85 177H86V176H85ZM137 177H138V176H137ZM137 177H136V178H137ZM202 177H203V176H201V178H202ZM2 178H3V176H2ZM12 178H13V177H12ZM73 178H75V176H73L72 179H73ZM76 178H77V177H76ZM79 178H80V177H79ZM90 178H91V182H93L92 179L95 180L94 177H93V178L90 177ZM196 178H197V177H196ZM198 178H199V177H198ZM201 178H200V179H201ZM216 178H217V177H216ZM227 178H228V177H227ZM230 178H231V177H230ZM87 179H89V178H87ZM87 179H86V180H87ZM96 179H98V178H96ZM99 179H100V178H99ZM123 179H124V178H123ZM127 179H128V178H127ZM129 179H130V178H129ZM134 179H135V178H134ZM137 179H138V178H137ZM183 179H184V177H183ZM228 179H229V178H228ZM5 180H6V179H5ZM78 180H79V179H78ZM100 180H101V179H100ZM110 180H111V179H110ZM112 180H113V179H112ZM213 180H214V179H213ZM218 180H220V179H218ZM9 181H10V180H9ZM62 181H63V180H62ZM71 181H72V180H71ZM75 181H76V180H75ZM82 181H83V179H82ZM96 181H98V180H96ZM107 181H108V180H107ZM123 181H124V180H123ZM132 181H133V180H132ZM194 181H196V180H194ZM232 181H233V180H232ZM7 182H8V180H7ZM10 182H11V181H10ZM64 182H65V181H64ZM79 182H80V181H78V183H79ZM99 182H100V181H99ZM108 182H109V181H108ZM170 182H171V181H170ZM176 182H177V181H176ZM200 182H201V181H200ZM221 182H222V181H221ZM229 182H230V181H229ZM1 183H2V185H1ZM1 183H0V186H1V187L3 186V183H4V185L6 184V182H3V180L1 181ZM8 183H9V182H8ZM12 183H13V182H12ZM70 183H71V182H70ZM70 183H69V184H70ZM78 183H77V184H78ZM101 183H102V180H101ZM103 183H104V182H103ZM109 183H110V182H109ZM114 183L117 184L118 182H116V181L114 180ZM128 183H130V181H129ZM138 183H139V182H138ZM138 183H137V184H138ZM180 183H181V181H180ZM192 183H193V182H192ZM211 183H212V181H211ZM211 183H210V184H211ZM72 184H73V183H72ZM82 184H83V183H82ZM91 184H92V183H91ZM98 184H99V186H100V183H98ZM111 184H112V183H111ZM132 184H133V183H132ZM140 184H141V181H140ZM165 184H166V183H165ZM185 184H186V183H185ZM210 184H207V185H210ZM219 184H220V183H219ZM224 184H225V183H224ZM229 184H230V183H229ZM6 185H8V184H6ZM10 185H12V184L10 183V184H9V187H10ZM70 185H71V184H70ZM70 185H69V186H70ZM79 185H80V187H81V184H79ZM79 185H77V186H79ZM83 185H85V184H83ZM108 185H110V184L107 183V186H108ZM172 185H173V184H172ZM193 185H194V184H193ZM204 185H205V184H204ZM216 185H217V184H216ZM235 185H236V184H235ZM257 185H258V184H257ZM257 185H256V186H257ZM77 186H75V188H76ZM95 186H96V184H95ZM101 186H102V184H101ZM105 186H106V184H105ZM126 186H127V185H126ZM128 186H129V185H128ZM128 186H127V187H128ZM134 186H136V185L133 184V186H130V187H134ZM137 186H139V185H137ZM158 186H159V185H158ZM158 186H157V187H158ZM163 186H164V184H163ZM205 186H206V185H205ZM228 186H229V185H228ZM12 187H15V186L13 185ZM80 187H79V188H80ZM110 187H114V186H111V185H110ZM110 187H109V188H110ZM130 187H129V188H130ZM166 187H167V186H166ZM177 187H178V185H177ZM209 187H211V186H209ZM216 187H217V186H216ZM253 187H254V185H253ZM57 188H58V187H57ZM61 188H62V187H61ZM82 188H83V187H82ZM82 188H81V189H82ZM98 188H99V187H98ZM135 188H136V187H135ZM162 188H163V187H162ZM174 188H175V186H174ZM219 188H220V187H219ZM219 188H218V189H219ZM231 188H232V187H231ZM254 188H255V187H254ZM257 188H259V186L256 187V189H257ZM260 188H261V187H260ZM262 188H264V187H262ZM6 189H7V188H6ZM9 189H10V188H9ZM63 189H65V187H64ZM66 189H67V188H66ZM66 189H65V190H66ZM69 189H70V187H69ZM73 189H74V188H73ZM105 189H106V188H105ZM111 189H112V188H111ZM111 189H110V191H111ZM116 189H117V188H116ZM121 189H122V188H121ZM121 189H120V190H121ZM123 189H124V188H123ZM123 189H122V190H123ZM198 189H199V188H198ZM207 189H209V188H207ZM212 189H213V188H211L210 190H212ZM216 189H217V188H216ZM218 189H217V190H218ZM228 189H229V188H228ZM242 189H243V188H242ZM7 190H8V189H7ZM7 190H6V191H7ZM79 190H80V189H79ZM118 190H119V188H118ZM124 190H126V189H124ZM205 190H206V189H205ZM221 190H222V189H221ZM226 190H227V187H226ZM237 190H238V189H237ZM237 190H236V191H237ZM252 190H253V189H252ZM258 190H259V189H258ZM260 190H261V189H260ZM0 191H1V190H0ZM6 191H4L5 194H6ZM59 191H60V188H59ZM72 191H73V190H72ZM102 191H103V190H102ZM108 191H109V189H108ZM114 191H115V190H114ZM114 191H112V192H114ZM129 191L132 192V189L129 190ZM218 191H219V190H218ZM233 191H234V190H233ZM250 191H251L250 189H249V191L247 190V192H249V193H250ZM4 192H3V193H4ZM63 192H65V191H62V193H63ZM67 192H68V191H67ZM69 192H71V191L69 190ZM112 192H111V193H112ZM120 192H124V191H120ZM204 192H205V191H204ZM204 192H203V193H204ZM221 192H224V191H221ZM226 192H228V190H227ZM253 192H254V191H253ZM58 193H59V192H58ZM65 193H66V192H65ZM65 193H64V195H65ZM79 193H80V192H79ZM151 193H152V192H151ZM200 193H201V192H200ZM237 193H238V192H237ZM240 193L242 194L241 191H240ZM249 193H248V194H249ZM251 193H252V192H251ZM255 193H256V191H255ZM255 193H254V195L256 196ZM68 194H69V193H68ZM73 194H74V193H73ZM84 194H85V193H84ZM122 194H124V193H122ZM129 194L131 195V193H129ZM179 194H180V192H179ZM179 194H178V195H179ZM183 194H184V193H183ZM183 194H181V195H183ZM204 194H205V193H204ZM209 194L211 195V193H209ZM212 194H213V191H212ZM227 194H228V193H227ZM234 194L236 195V193H234ZM238 194H239V193H238ZM248 194H247V195H248ZM263 194H264V193H263ZM263 194H262V195H263ZM7 195H9V194H7ZM64 195H63V196H64ZM69 195H71V194H69ZM79 195H80V194H79ZM114 195H115V194H114ZM124 195H125V194H124ZM124 195H123V196H124ZM127 195H128V194H127ZM127 195H126V196H127ZM133 195H134V193L132 194V196H133ZM175 195H176V194H175ZM184 195H185V194H184ZM184 195H183V196H184ZM202 195H203V194H201L200 196H202ZM207 195H208V193H207ZM207 195L205 194L204 196H207ZM210 195H209V196H210ZM223 195H224V194H223ZM229 195H231V194L229 193ZM229 195H228V196H229ZM244 195H245V193H244ZM252 195H253V194H252ZM252 195H251V196H252ZM254 195H253V196H254ZM259 195H260V193H259ZM4 196H5V195H4ZM66 196H67V195H66ZM72 196H73V195H72ZM72 196H71V197H72ZM76 196H77V195H76ZM83 196H84V195H83ZM93 196H94V195H93ZM104 196H105V195H104ZM111 196H112V195H111ZM116 196L118 197V195H116ZM150 196H151V195H150ZM200 196H199V197H200ZM204 196H202V197H204ZM212 196H213V195H212ZM212 196H211V197H212ZM232 196H233V194H232ZM245 196H246V195H245ZM263 196H264V195H263ZM263 196H262V197H263ZM61 197H62V196H61ZM64 197H65V196H64ZM68 197H69V196H68ZM120 197H122V196L120 195ZM128 197H131V196H127V198H128ZM151 197H153V196H151ZM151 197H150V198H151ZM217 197H218V196H217ZM62 198H63V197H62ZM75 198H78V197H75V196H74L73 199H75ZM81 198H82V197H81ZM85 198H87V197H85ZM92 198L94 199V197H92V195H91V202H92V200H93ZM107 198H109V196H108ZM124 198H125V197H124ZM220 198H221V197H220ZM226 198H227V197H226ZM67 199H69V198H67ZM79 199H80V198H79ZM88 199H90V197H89ZM114 199H115V198H114ZM121 199H123V197H122ZM129 199H130V198H129ZM174 199H175V198H174ZM189 199L191 200V198H189ZM201 199L204 200L205 197H204V198H201ZM206 199H207V198H206ZM206 199H205V200H206ZM263 199H264V198H263ZM5 200H6V199H5ZM83 200H84V199H83ZM96 200H97V199H96ZM100 200H101V199H100ZM116 200H117V199H116ZM159 200H160V199H159ZM179 200H181V199H179ZM194 200H198V198H196V199H194ZM203 200H200V201H203ZM205 200H204V201H205ZM207 200H208V199H207ZM218 200H219V199H218ZM230 200H231V199H230ZM255 200H256V199H255ZM261 200H262V199H261ZM2 201H3V200H2ZM66 201H67V200H66ZM70 201H71V200H70ZM87 201H88V200H87ZM128 201H129V200H128ZM200 201H199V203H200ZM232 201H233V200H232ZM263 201H264V200H263ZM61 202L63 203L62 200H61ZM64 202H65V201H64ZM77 202H78V201H77ZM82 202H83V201H82ZM85 202H86V201H85ZM96 202H97V201H96ZM102 202H103V201H102ZM111 202H112V201H111ZM120 202H121V201H120ZM148 202H149V201H148ZM150 202H151V201H150ZM156 202H157V201H156ZM179 202H180V201H179ZM185 202H186V201H185ZM189 202H190V201H189ZM192 202H193V201H192ZM205 202H206V201H205ZM205 202H201V203H205ZM212 202H213V201H212ZM212 202H211V203H212ZM217 202H218V201H217ZM219 202H220V201H219ZM228 202H229V201H228ZM228 202H227V203H228ZM235 202H236V201H235ZM79 203H81V202H78V204H79ZM87 203H88V202H87ZM98 203H99V202H98ZM104 203H106V202H104ZM116 203H117V202H116ZM123 203H124V201H123ZM174 203H177V202H174ZM207 203H209V202H207ZM220 203H221V202H220ZM220 203H219V204H220ZM229 203H230V202H229ZM263 203H264V202H263ZM78 204H77V205H78ZM94 204H95V203H94ZM111 204H112V203H111ZM114 204H115V203H114ZM148 204H149V203H148ZM163 204H166V201H165V203H163ZM169 204H170V203H169ZM177 204H178V203H177ZM184 204H185V203H184ZM209 204H210V203H209ZM216 204H217V203H216ZM221 204H222V203H221ZM221 204H220V206H222ZM58 205H59V204H58ZM63 205H64V204H63ZM66 205H67V204H66ZM71 205H72V204H71ZM73 205H74V204H73ZM81 205H82V204H80V207H82ZM86 205H88V204H86ZM86 205H85V206H86ZM107 205H108V204H107ZM107 205H106V206H107ZM112 205H113V204H112ZM149 205H150V204H149ZM179 205H180V204H179ZM189 205H190V204H189ZM189 205H188V206H189ZM212 205H213V204H212ZM223 205H225V204H223ZM242 205H243V204H242ZM61 206H62V205H61ZM83 206H84V205H83ZM104 206H105V205H104ZM108 206H109V205H108ZM205 206H207V204H206ZM209 206H211V205H209ZM216 206H217V205H216ZM233 206H234V205H233ZM255 206H256V205H255ZM258 206H259V204L257 205V207H258ZM263 206H264V204H262V207H263ZM74 207H75V206H74ZM128 207H129V206H128ZM141 207H142V206H141ZM158 207H159V206H158ZM160 207H161V206H160ZM172 207H173V206H172ZM203 207H204V205L202 206V210H203V209L206 210L207 207H204V208H203ZM217 207H219V206H217ZM223 207H224V206H223ZM257 207H256V208H257ZM61 208H62V207H61ZM63 208H65V207L63 206ZM77 208H79V207H77ZM82 208H84V207H82ZM82 208H81V209H82ZM85 208H86V207H85ZM88 208H89V207H88ZM153 208H154V206H153ZM178 208H180V207H178ZM187 208H188V207H187V205H186V209H187ZM193 208H195V207H193ZM197 208H199V207L197 206ZM200 208H201V207H200ZM200 208H199V209H200ZM212 208H213V206H211V209H212ZM214 208H215V207H214ZM220 208H222V207H220ZM229 208H230V207H229ZM253 208H255V207H253ZM258 208H259V207H258ZM65 209H66V208H65ZM146 209H147V208H146ZM151 209H152V207H151ZM158 209H159V208H158ZM161 209L163 210V206H162ZM164 209H165L164 211H166V210H168L169 208H166V206H165ZM176 209H177V208H176ZM181 209H182V207H181ZM181 209H180V210H181ZM183 209H184V208H183ZM191 209H192V207H191ZM223 209H224V208H223ZM226 209H227V207H226ZM231 209H233V208L231 207ZM245 209H246V208H245ZM259 209H260V208H259ZM23 210H24V209H23ZM63 210H64V209H63ZM85 210H86V209H85ZM85 210H83V211H85ZM91 210H94V209L92 208ZM144 210H145V209H144ZM184 210H185V209H184ZM197 210H198V209H197ZM204 210H203V211H204ZM212 210H213V212H214V209H212ZM212 210H210V211H212ZM215 210H217V209H215ZM236 210L238 211L239 209H236ZM257 210H258V209H257ZM72 211H73V210H72ZM74 211H75V210H74ZM152 211H153V209H152ZM152 211H151V212H152ZM168 211H169V210H168ZM177 211H179V210H177ZM188 211H189V208H188ZM188 211H187V212H188ZM227 211H228V210H227ZM229 211H230V210H229ZM231 211H232V210H231ZM255 211H256V210H255ZM49 212H51V211H49ZM91 212H92V211H91ZM157 212H158V211H157ZM159 212H160V211H159ZM162 212H163V211H162ZM172 212H173V211H172ZM181 212H182V211H181ZM190 212H191V210H190ZM195 212H196V211H195ZM198 212H201V211H198ZM258 212H259V214H260V211H259V210H258ZM22 213H25V212H22ZM41 213H42V212H41ZM41 213H40V214H41ZM69 213H70V212H69ZM77 213H79V212L77 211ZM143 213H144V212H143ZM166 213H168V212H166ZM166 213L164 212L165 215H166ZM170 213H171V212H170ZM176 213H177V212H176ZM179 213H180V212H179ZM208 213H209V212H208ZM208 213H207V214H208ZM221 213H222V212H221ZM225 213H226V210H225ZM231 213H232V212H231ZM234 213H235V209H234ZM238 213H239V215L241 214L240 211H238ZM12 214H13V213H12ZM14 214H15V212H14ZM14 214H13V215H14ZM44 214H45V213H44ZM66 214H67V213H66ZM73 214H74V213H73ZM75 214H76V212H75ZM150 214H151V213H150ZM156 214H157V213H156ZM183 214H184V213H183ZM190 214H192V212H191ZM203 214H205V213H203ZM203 214H202V215H203ZM211 214H212V213H211ZM219 214H220V213H219ZM223 214H224V213H223ZM223 214H222V215H223ZM252 214H253V213H252ZM259 214H258V215H259ZM263 214H264V213H263ZM10 215H11V214H10ZM41 215H42V214H41ZM77 215H78V214H77ZM80 215H81V214H80ZM84 215H85V214H84ZM84 215H82V216H84ZM157 215H158V214H157ZM181 215H182V214H181ZM181 215H179V216H181ZM187 215H188V214H187ZM192 215H193V214H192ZM220 215H221V214H220ZM226 215H227V214H226ZM234 215H235V214H233V217H234V218L237 217V216H238V217H241V216H242V215H241V216H239V215H237V216L235 215V216H234ZM248 215H249V214H248ZM260 215H262V213H261ZM22 216H23V214H22ZM26 216H28V215H26ZM38 216H39V214H38ZM75 216H76V215H75ZM151 216H152V215H151ZM162 216H163V215H162ZM189 216H190V215H189ZM194 216H196V215H194ZM197 216H198V213H197ZM206 216H207V215H206ZM209 216H210V218H211L210 213L208 214V217H206V218H205V217H204V218L202 217V219H209ZM218 216H219V215H218ZM10 217H11V216H10ZM17 217H19V216H17ZM20 217H21V216H20ZM24 217H25V216H24ZM43 217H44V216H43ZM43 217H42L41 220H43ZM154 217H155V219H154V221H155L156 218H157L158 216L156 217V216H154V214H153V218H154ZM174 217H175V216H174ZM177 217H178V216H177ZM185 217H186V216H185ZM220 217H221V216H220ZM224 217H225V216H224ZM224 217H223V218H224ZM228 217H229V216H228ZM244 217H246V215H245ZM249 217H252V215L249 216ZM254 217H255V216H254ZM14 218H16L15 215L13 216V219H14ZM22 218H23V217H22ZM25 218H26V217H25ZM40 218H41V217H39V219H40ZM131 218H132V217H131ZM153 218H152V219H153ZM160 218H161V216L159 217V219H160ZM183 218H184V217H183ZM187 218H188V216H187ZM231 218H232V217H230V219H231ZM262 218H263V216H262ZM262 218H261V219H262ZM3 219H4V218H3ZM10 219H11V218H10ZM19 219H20V218H19ZM26 219H27V220H33L32 217H31V219H29V218H26ZM26 219H25V221H26ZM34 219H35V218H34ZM39 219H38V220H39ZM72 219H73V218H72ZM78 219H79V218H78ZM84 219H85V218H84ZM132 219H133V218H132ZM157 219H158V218H157ZM161 219H162V218H161ZM168 219H169V218H168ZM216 219H217V218H216ZM225 219H227V218H225ZM232 219H233V218H232ZM242 219H243V220H246V219L243 218V216H242ZM4 220H5V219H4ZM8 220H9V219H8ZM36 220H37V219H36ZM118 220H119V219H118ZM124 220H125V219H124ZM164 220H165V219H164ZM177 220H178V219H177ZM199 220H200V219H199ZM211 220H212V218H211ZM228 220H229V219H228ZM228 220H227V221H228ZM233 220H234V219H233ZM247 220H249V219H247ZM258 220H259V218H258ZM262 220H264V218H263ZM12 221H13V220H12ZM22 221H23V220H22ZM82 221H83V220H82ZM95 221H96V220H95ZM120 221H121V220H120ZM156 221H157V220H156ZM159 221H160V220H159ZM166 221H167V220H166ZM166 221H165V224H166ZM174 221H175V220H173V222H174ZM181 221H182V220H181ZM181 221H180V222H181ZM201 221H202V220H201ZM203 221L205 222V220H203ZM209 221H210V219H209ZM213 221H215V220H213ZM216 221H217V220H216ZM223 221H224V220H223ZM225 221H226V220H225ZM231 221H232V220H231ZM234 221L236 222V220H234ZM259 221H261V220H259ZM259 221H258V222L255 221L254 223L257 222L258 225H259V223L262 222V221H261V222H259ZM35 222H36V221H35ZM73 222H74V221H73ZM93 222H94V220H93ZM149 222H150V221H149ZM171 222H172V221H171ZM173 222H172V223H173ZM195 222H197V220H196ZM198 222H200V221H198ZM211 222H212V221H211ZM211 222H210V223H211ZM219 222H220V221H219ZM239 222H240V221H239ZM247 222H248V221H247ZM0 223H1V222H0ZM15 223H16V222H15ZM36 223H37V222H36ZM77 223H78V221H77ZM79 223H80V222H79ZM120 223H121V222H120ZM158 223H159V222H158ZM158 223H157V224H158ZM181 223H182V222H181ZM210 223H209V224H210ZM215 223H217V222H215ZM220 223H221V222H220ZM223 223H224V222H223ZM233 223H234V222H233ZM233 223H231V224L233 225ZM236 223H238V222H236ZM241 223H242V222H240V224H241ZM1 224H3V223H1ZM20 224H21V222H20ZM23 224H24L23 227L20 226L22 230H24L25 227H27L30 223H29V224H27V223H23ZM71 224H72V223H71ZM84 224H85V223H84ZM86 224H87V223H86ZM90 224H91V223H90ZM117 224H118V223H117ZM147 224H148V222H147ZM169 224H170V223H169ZM195 224L197 225V223H195ZM199 224H201V222H200ZM212 224H213V223H212ZM240 224H239V225H240ZM248 224H249V222H248ZM251 224H252V223H251ZM32 225H33V224H32ZM34 225H35V223H34ZM34 225H33L32 227H34ZM40 225H42V224L40 223ZM64 225H65V224H63V226H64ZM91 225H92V224H91ZM91 225H90V228H91ZM119 225H120V224H119ZM122 225H123V223H122ZM148 225H149V224H148ZM171 225H172V224H171ZM178 225H179V224H178ZM204 225H205V224H204ZM214 225H215V224H214ZM216 225H218V224H216ZM229 225H230V224H229ZM235 225H237V224H235ZM255 225H257V224H255ZM260 225H261V224H260ZM2 226H3V225H2ZM38 226H39V225H38ZM84 226H85V225H84ZM92 226H93V225H92ZM95 226H96V225H95ZM172 226H173V225H172ZM201 226H203V225H201ZM206 226L209 228V225H206ZM225 226H226V225H225ZM243 226L246 227L245 225H243ZM29 227L31 228L30 225H29ZM60 227H61V226H60ZM99 227H100V226H99ZM119 227H120V226H119ZM154 227H155V226H154ZM181 227H182V226H181ZM181 227H180V228H181ZM190 227H191V226H190ZM196 227H197V226H196ZM204 227H205V226H204ZM211 227H212V225H211ZM232 227H233V226H232ZM1 228H3V227H1ZM1 228H0V229H1ZM23 228H24V229H23ZM63 228H64V227H63ZM66 228H67V227H66ZM88 228H89V227H88ZM105 228H107V227H105ZM150 228H152V227H150ZM221 228H222V227H221ZM228 228H229V227H228ZM252 228L254 229V227H252ZM258 228H259V227H258ZM15 229H16V228H15ZM15 229H14V231H17V229H16V230H15ZM18 229H19L18 231H20V228H19V227H18ZM32 229H33V228H32ZM32 229H31V230H32ZM86 229H87V228H86ZM93 229H94V227H93ZM96 229H97V228H96ZM99 229H100V228H99ZM166 229H167V228H166ZM201 229H202V228H201ZM209 229H210V228H209ZM211 229H212V228H211ZM219 229H220V228H219ZM223 229H224V228H223ZM223 229H221V231H222ZM237 229H238V228H237ZM241 229H242V228H241ZM253 229H252V230H253ZM259 229H260V228H259ZM2 230H3V229H2ZM31 230H30V231H31ZM36 230H37V228H36ZM61 230H62V229H61ZM88 230H89V229H88ZM97 230H98V229H97ZM97 230H95V231H97ZM102 230H103V229H102ZM130 230H131V229H130ZM169 230H170V229H168V231H169ZM171 230H172V229H171ZM171 230H170V231H171ZM174 230H175V229H174ZM180 230H181V229H180ZM182 230H183V232H182ZM182 230H181V234H182V233H185V235H186V232H188V231H187L188 229L186 230V232H184V231H185L184 228H183ZM193 230H194V231H191V233L194 235L193 232H195L196 230L199 231L200 229H196V230H195V229L193 228ZM254 230H255V229H254ZM261 230H264V228L261 229ZM14 231H13V232H14ZM110 231H111V230H110ZM175 231H176V230H175ZM175 231H172V232H175ZM200 231H201V230H200ZM205 231H209V232H210V230H206V229H205ZM219 231H220V230H219ZM221 231H220V232H221ZM224 231L226 232V229H225ZM230 231H231V230H230ZM230 231H228V232H230ZM250 231H251V229H250ZM27 232H29V231L27 230ZM31 232H32V231H31ZM33 232H34V231H33ZM33 232H32V234H33ZM35 232H36V231H35ZM67 232H68V231H67ZM67 232H66V233H67ZM76 232H77V231H76ZM79 232H81V231H79ZM104 232H105V231H104ZM155 232H156V231H155ZM157 232H158V231H157ZM157 232H156V233H157ZM196 232H197V231H196ZM215 232H216V229H215ZM220 232H219V234H220ZM232 232H233V230H232ZM244 232H245V231H244ZM246 232H247V230H246ZM246 232H245V233H246ZM262 232H263V231H262ZM0 233H1V231H0ZM20 233H21V232H20ZM20 233H18V235H20ZM29 233H30V232H29ZM29 233H28V234H29ZM81 233H83V231H82ZM102 233H103V232H102ZM106 233H107V232H106ZM164 233H165V232H164ZM202 233H203V232H202ZM230 233H231V232H230ZM258 233H259V232H258ZM3 234H4V233H3ZM3 234H2V235H3ZM51 234H52V233H51ZM86 234H88V233H86ZM89 234H90V233H89ZM103 234H104V233H103ZM166 234H167V233H166ZM171 234H172V233H171ZM179 234H180V232H179ZM179 234H178V235H179ZM189 234H190V233H189ZM204 234H206V233H204ZM213 234H214V233H213ZM215 234H216V233H215ZM217 234H218V233H217ZM219 234H218V236H219ZM223 234H226V233H224V232L222 231V235H223ZM252 234H254V233H252ZM263 234H264V233H263ZM2 235L0 236V238L2 237ZM14 235H15V232H14ZM18 235H17V236H18ZM22 235H23V233H21V236H22ZM25 235H27V234H25ZM49 235H50V234H49ZM93 235H94V234H93ZM98 235H100V234L98 233ZM101 235H102V234H101ZM105 235H106V234H105ZM108 235H109V234H108ZM112 235H113V234H112ZM112 235H111V236H112ZM117 235H119V234H117ZM142 235H143V233H142ZM163 235H164V234H163ZM198 235H199V234H198ZM202 235H203V234H202ZM208 235H209V234H208ZM228 235H229V233H228ZM235 235H236V234H235ZM235 235H234V237H235ZM237 235H238V233H237ZM4 236H5V235H4ZM4 236H3V237H4ZM23 236H24V235H23ZM36 236H37V235H36ZM66 236H68V235H65V236L63 237L64 240L66 239V238H65ZM87 236H88V235L83 236V237L80 238V239H79V237H76L77 239H79V240H78V243H80V241H82V240L85 241L86 239L84 240L83 238H85V237L87 238ZM90 236H91V235H90ZM90 236H89V237H90ZM106 236H107V235H106ZM111 236H110V237L107 236L106 239H107V238L110 239ZM121 236H122V235H121ZM121 236H120V237H121ZM169 236H170V235H169ZM231 236H232V235H231ZM249 236H250V232H249L248 236L245 237L246 240H247L246 242H249V243L247 244V245H248V250H247V252H246V254H248V256H249V262H250V264H260V263H259V257H260V255H259V252L256 250L257 248H255L257 245H253L254 243H253V241H252V239L255 238V237H253V238L251 239ZM259 236H260V235H259ZM19 237H20V236H19ZM46 237H47V235H46ZM97 237H98V236H97V234H96V237H95V238L97 239ZM99 237H100L101 239H103V236H102V237L99 236ZM99 237H98V238H99ZM120 237H119V238H120ZM155 237H156V236H155ZM155 237H154V238H155ZM182 237H183V236H182ZM185 237H186V236H185ZM185 237H184V239H187V238H185ZM188 237H189V235H188ZM196 237H197V236H196ZM200 237H201V234H200ZM202 237H204V236H202ZM205 237H207V236H205ZM213 237H214V235H213ZM215 237H216V242H218L219 245L221 244L220 247H218V244H214V243H213L214 240H213L212 242H210V240H209L210 238L208 239V237H207L206 239H204V241L202 240V241L204 242V244L201 243L202 245H201V246L199 245L200 247L198 246L199 243L197 242L198 244H196V245H197L198 248H200V249H201V247H203V245H204V248H203L202 251H201V250L199 251L197 248L194 247L195 249L198 250V253L195 252L194 254L197 253V256H199V259H200V260H199V259L197 260V258H196L197 256H196V255H195V256H196V257H195L194 254H192V253L189 254V253L191 252V250L189 251V253L185 251V249H186V248H185V245H186V244H185V242L183 241V240H184L183 238H182V240H180V241L178 240V241H179L178 243H177V242L175 243V241L173 240V241H174L173 255H174V258H175V260H176V264H184L185 261L187 260V259H186V260L184 261V259H185L186 257H188L187 254L189 255V257H191V258H189V261L186 262V263H188V264H211V262H212V264H213L214 256H215V255H219V254L223 256V257L221 256L220 259H219L220 263H222V264H233L232 262H231V263L228 262V259L225 260V259L227 258V257H225V254H226L225 252L227 251V249H229V251H230V249H235V248H233L234 245H232V243L235 242V241L232 239V237H231V240H232L233 242H232L231 240H229V239H227L228 242H227L226 239H224V240H220V239H218V240H217V236H215ZM219 237H220V236H219ZM243 237H244V236H243ZM251 237H252V236H251ZM16 238H17V237H16ZM20 238H21V237H20ZM26 238H27V237H25V239H26ZM33 238H34V237H33ZM33 238H32V239H33ZM36 238H37V237H36ZM47 238H48V237H47ZM47 238H46V239H47ZM76 238H75V240H76ZM95 238H94V242H95ZM123 238H124V237H123ZM123 238H122V239H123ZM174 238H175V237H174ZM192 238H193V237H192ZM197 238H198V237H197ZM197 238H196V239H197ZM220 238H221V237H220ZM260 238H261V237H260ZM27 239H28V238H27ZM32 239H30V240H32ZM34 239H35V238H34ZM90 239H92V238H90ZM104 239H105V238H104ZM106 239H105V240H106ZM120 239H121V238H120ZM122 239H121V240H122ZM124 239H128V238H124ZM164 239H165V237H164ZM167 239H168V238H167ZM167 239H166V240H167ZM237 239H238V238H237ZM240 239H241V238H240ZM257 239H258V238H257ZM262 239H263V238H262ZM6 240H7V239H6ZM47 240H48V239H47ZM98 240H100V239H98ZM105 240H104V242H105V244H106L107 242H106ZM121 240H120V244H122V243H121V242H122ZM160 240H161V239H160ZM171 240H172V239H171ZM197 240H198V239H197ZM200 240H201V239H200ZM211 240H212V239H211ZM235 240H236V239H235ZM238 240H239V239H238ZM254 240H255V239H254ZM2 241H3V239H2ZM2 241H1V242H2ZM34 241H35V240H34ZM37 241H38V240H37ZM43 241L45 242V240H43ZM72 241H73V240H72ZM72 241H71V242H72ZM83 241L81 242V243H82V247L84 246V244H85V242H86L87 240H86L84 243H83ZM90 241H92V240H90ZM102 241H103V240H102ZM112 241L114 242V240H112ZM115 241H116V244H117V240H115ZM154 241H155V240H154ZM156 241H157V239H156ZM158 241H159V240H158ZM158 241H157V242H158ZM176 241H177V239H176ZM187 241H188V240H187ZM190 241L192 242L191 239H190ZM195 241H196V240H195ZM256 241H257V240H256ZM258 241H259V240H258ZM6 242H7V241H6ZM31 242H32V241H31ZM38 242H39V241H38ZM38 242H37V243H38ZM57 242H58V240H57ZM59 242H60V241H59ZM69 242H70V241H69ZM94 242H90V243H92V247L94 248V249H92V252L89 251V252H90L89 254L92 253V255H93V257H91V255H90L91 259H92V258H95V259H98V260H102V259H103V261L105 262V261H111L112 259L117 258L118 260L120 259V261H121V260L123 261V259H124V257H123L124 254H123L121 251H122L124 248H121V249H120L119 247H117V248H119V249H117V248L115 249L114 247H113V248H112V247H110V248H106L104 245H103L104 247H103L102 245H101L102 247H99L100 244L103 243V242H100V241H99V242H100L99 244H97L98 241L96 242V248H95V246H93V245H94ZM125 242H126V241H125ZM127 242H128V241H127ZM159 242H160V241H159ZM159 242H158V243H159ZM164 242H165V241H164ZM188 242H189V241H188ZM191 242H190V243H191ZM199 242H200V241H199ZM236 242H237V241H236ZM236 242H235V243H236ZM244 242H245V241H244ZM244 242H243V243H244ZM260 242H261V241H260ZM10 243H11V242H10ZM29 243H30V242H29ZM32 243H33V242H32ZM32 243H31V244H32ZM42 243H43V242H42ZM54 243H55V242H54ZM65 243L67 244L66 247H68V242L65 241ZM65 243H64V244H65ZM74 243H76V242H74ZM86 243H87V242H86ZM118 243H119V241H118ZM152 243H153V242H152ZM166 243H167V242H166ZM212 243H213L214 245H217V247H218V248H217V249H218V252H216V254H215L214 252H215L217 249H215V248L213 247V244H212ZM240 243H241V242H240ZM243 243H242V244H243ZM1 244H2V243H1ZM7 244H9V243H7ZM57 244H59V243H57ZM64 244H63V245H64ZM69 244H70V243H69ZM76 244H77V243H76ZM87 244H88V243H87ZM114 244H115V243H114ZM130 244H131V243H130ZM130 244H128V245L130 246ZM164 244H165V243H164ZM164 244H163V245H164ZM233 244H234V243H233ZM244 244H246V243H244ZM260 244H261V243H260ZM34 245H35V244H34ZM52 245H53V244H51V246H52ZM80 245H81V244H80ZM88 245H90V244H88ZM97 245H99V246L97 247ZM111 245H112V244H111ZM118 245H119V244H118ZM124 245H125V244L123 243V246H124ZM126 245H127V244H126ZM126 245H125V248L129 247L128 245H127V246H126ZM134 245H136V244H133V246H132L131 248H136V249H137L138 247H137V246L134 247ZM153 245H154V244H153ZM188 245H189V243H188ZM190 245H192V244H190ZM235 245H236V244H235ZM240 245H241V244H240ZM1 246H2V245H1ZM51 246H50V247H51ZM69 246H71V245H69ZM72 246H73V247H74V246L76 247V246H78V244L75 245V244H73V242H72ZM86 246H87V245H86ZM90 246H91V245H90ZM123 246H120V247H123ZM169 246H170V245H169ZM194 246H195V244H194ZM197 246H196V247H197ZM241 246H242V245H241ZM254 246H255V247H254ZM262 246H263V245H262ZM2 247H3V246H2ZM9 247H10V246H9ZM29 247H30V246H29ZM29 247H28V248H29ZM59 247H60V246H59ZM73 247H71L70 249H72ZM78 247H79V246H78ZM87 247H88V246H87ZM167 247H168V246H167ZM172 247H173V246H172ZM187 247H188V246H187ZM192 247H193V246H192ZM242 247H243V246H242ZM11 248H12V247H11ZM21 248H22V247H21ZM62 248H63V247H62ZM62 248H61V249H62ZM80 248H81V247H80ZM80 248H78V249H80ZM85 248H86V247H85ZM131 248H130V249H131ZM236 248H237V247H236ZM239 248H240V247H239ZM261 248H262V247H261ZM7 249H8V248H7ZM30 249H31V248H30ZM48 249H51V248H48ZM48 249H46V250H48ZM56 249H57V248H56ZM56 249H55V250H56ZM63 249H67V248H65V245H64V248H63ZM76 249H77V247H76ZM90 249H91V248H90ZM90 249H87V250H90ZM136 249H134V250H136ZM170 249H171V247H170ZM172 249H173V248H172ZM221 249H223L224 251H222V252L220 253V250H221ZM240 249H241V248H240ZM259 249H260V248H259ZM82 250H83V248H82ZM82 250H81V251H82ZM87 250H85V251H87ZM103 250H104V251H103ZM137 250H138V249H137ZM164 250H165V249H164ZM193 250H194V249H193ZM193 250H192V251H193ZM237 250H238V249H237ZM243 250H244V248H243ZM260 250H261V249H260ZM4 251H5V250H4ZM6 251H7V250H6ZM44 251H45V250H44ZM63 251H64V250H63ZM70 251H71V250H69V252H70ZM77 251H78V250H77ZM85 251H84V252H85ZM123 251H125V250H123ZM126 251H127V250H126ZM128 251H129V250H128ZM147 251H148V250H147ZM187 251H188V249H187ZM229 251H227V252H229ZM231 251H232V250H231ZM231 251H230V252H231ZM29 252H31V251H29ZM94 252H95V253H94ZM96 252H98V253H96ZM133 252H134V251H133ZM139 252H141V251H139ZM262 252H263V251H262ZM31 253H33V255L35 256V254H34L35 252H31ZM44 253H45V252H44ZM44 253H43V254H44ZM48 253H49V252H48ZM61 253H62V252H61ZM65 253H66V252H65ZM74 253H75V251H74ZM80 253H81V252H80ZM87 253H88V252H87ZM87 253H86V254H87ZM124 253H125V252H124ZM235 253H236V252H235ZM243 253H244V252H243ZM8 254H9V253H8ZM14 254H15V253H14ZM37 254H38V252H37ZM37 254H36V255H37ZM39 254H41V253H39ZM55 254H56V253H54V255H55ZM62 254H63V253H62ZM70 254H71V253H70ZM76 254H77V253H76ZM81 254H82V253H81ZM95 254H96V255H95ZM227 254H228V253H227ZM229 254H230V256H229V255H227V256H229L230 258H233V257H234V253H233V252H232V253H229ZM260 254H261V253H260ZM17 255H18V254H17ZM45 255H46V254H45ZM84 255H85V254H84ZM135 255H136V254H135ZM135 255H134V256H135ZM171 255H172V254H171ZM8 256H9V255H8ZM18 256H20V255H18ZM18 256H16V257H11V258L9 257V258H7V261L10 262V263H12V264H16V263L26 264V262H24L23 259H20ZM25 256H26V255H25ZM39 256H40V255H39ZM71 256H72V255H71ZM73 256H74V255H73ZM77 256H78V254H77ZM82 256H83V255H81V257H82ZM131 256H132V258L134 257L133 255H131ZM131 256H130V257H131ZM140 256H141V255H140ZM142 256H143V255H142ZM164 256H165V255H164ZM201 256H202V257H201ZM242 256H243V255H242ZM253 256H254V257H253ZM47 257H48V256H47ZM64 257H65V256H64ZM84 257H85V256H84ZM218 257H219V256H218ZM235 257H236V254H235ZM261 257H262V256H261ZM21 258H22V257H21ZM35 258H36V257H35ZM48 258H49V257H48ZM71 258H72V257H71ZM75 258H76V257H75ZM88 258H89V257H88ZM140 258H141V257H140ZM172 258H173V257H172ZM241 258H242V257H241ZM251 258H252V261H251ZM69 259H70V258H69ZM69 259H68V262H69V263H67V262L65 261L67 264H70ZM73 259H74V258H73ZM73 259H70V260L73 261ZM78 259H79V258H78ZM78 259H77V258L74 259L73 262H75V260L78 261ZM81 259H82V260H81ZM81 259H79V260L83 261V257H82ZM127 259H129V258H127ZM137 259H138V258H137ZM137 259H134V260L137 261ZM162 259H163V258H162ZM216 259H217V258H216ZM239 259H240V258H239ZM45 260H46V258H45ZM58 260H60V259L58 258L57 261H58ZM63 260H64V259H63ZM65 260H67V259H65ZM87 260H88V259H87ZM115 260H116V259H115ZM130 260H131V258H130ZM139 260H140V259H139ZM146 260H147V259H146ZM217 260H218V259H217ZM240 260H241V259H240ZM262 260H264V259H262ZM77 261H76V262H77ZM81 261H80V262H81ZM90 261H91V260H90ZM90 261H89V263H90ZM95 261H96V260H95ZM172 261H173V260H172ZM172 261H171V262H172ZM241 261H242V260H241ZM246 261H247V260H246ZM246 261H245V262H246ZM65 262H64V263H65ZM84 262H85V260H84ZM84 262H83V263H84ZM87 262H88V261H87ZM87 262H86V263H87ZM91 262L94 263V261H91ZM128 262H129V261H128ZM134 262H135V261H134ZM149 262H151V261H149ZM237 262H239V261H237ZM61 263L63 264V262H61ZM78 263H79V262H78ZM78 263H77V264H78ZM108 263H109V262H108ZM111 263H112V262H111ZM116 263H117V262H116ZM116 263H115V264H116ZM137 263H138V262H137ZM140 263H141V262H140ZM144 263H145V262H144ZM144 263H143V264H144ZM172 263H174V262H172ZM240 263H241V262H240ZM243 263H244V262H243ZM263 263H264V262H263ZM46 264H47V263H46ZM49 264H50V263H49ZM54 264H55V263H54ZM58 264H59V263H58ZM71 264H72V263H71ZM79 264H80V263H79ZM81 264H82V263H81ZM91 264H92V263H91ZM98 264H99V263H98ZM100 264H101V263H100ZM103 264H104V263H103ZM112 264H113V263H112ZM128 264H129V263H128ZM130 264H131V263H130ZM135 264H136V263H135ZM145 264H146V263H145Z\"/></svg>",
  "mask_w": 264,
  "mask_h": 264
}]
</instances>
